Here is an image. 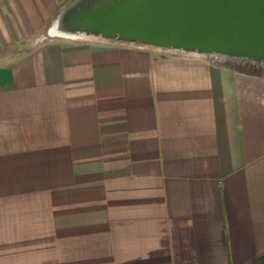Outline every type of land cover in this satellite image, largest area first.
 Segmentation results:
<instances>
[{"label":"crops","instance_id":"obj_1","mask_svg":"<svg viewBox=\"0 0 264 264\" xmlns=\"http://www.w3.org/2000/svg\"><path fill=\"white\" fill-rule=\"evenodd\" d=\"M0 0V264H264V70L53 35Z\"/></svg>","mask_w":264,"mask_h":264},{"label":"water","instance_id":"obj_2","mask_svg":"<svg viewBox=\"0 0 264 264\" xmlns=\"http://www.w3.org/2000/svg\"><path fill=\"white\" fill-rule=\"evenodd\" d=\"M53 33L264 68V0H67Z\"/></svg>","mask_w":264,"mask_h":264},{"label":"rangeland","instance_id":"obj_3","mask_svg":"<svg viewBox=\"0 0 264 264\" xmlns=\"http://www.w3.org/2000/svg\"><path fill=\"white\" fill-rule=\"evenodd\" d=\"M51 36H53V35H48L47 37H51ZM47 37H45L44 39H46ZM76 38L85 39L83 37H76ZM94 41H98V40H94ZM151 50L154 51V52H156V53H158V54H160V55H166V54H171V55H184V56H189V57L203 58V59H207V60H210V61H214L216 63H222V64H227L228 63L227 61H225L223 59H220V58H216V57L205 58V57H200V56L193 55V54H184V53L177 52V51H162V50H156V49H151ZM239 66L246 67V68H250V69L264 70V68H262L260 66H253L251 64H239Z\"/></svg>","mask_w":264,"mask_h":264},{"label":"built area","instance_id":"obj_4","mask_svg":"<svg viewBox=\"0 0 264 264\" xmlns=\"http://www.w3.org/2000/svg\"><path fill=\"white\" fill-rule=\"evenodd\" d=\"M227 64L234 65V66H236V65H238V66H239V64L232 63V62H228Z\"/></svg>","mask_w":264,"mask_h":264},{"label":"bare ground","instance_id":"obj_5","mask_svg":"<svg viewBox=\"0 0 264 264\" xmlns=\"http://www.w3.org/2000/svg\"><path fill=\"white\" fill-rule=\"evenodd\" d=\"M54 35H61V36H67V35H63V34H59V33H53Z\"/></svg>","mask_w":264,"mask_h":264}]
</instances>
